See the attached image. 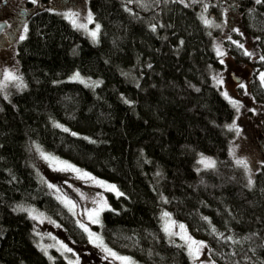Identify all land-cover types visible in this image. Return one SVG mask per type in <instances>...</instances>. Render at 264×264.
<instances>
[{"label":"trees","instance_id":"trees-1","mask_svg":"<svg viewBox=\"0 0 264 264\" xmlns=\"http://www.w3.org/2000/svg\"><path fill=\"white\" fill-rule=\"evenodd\" d=\"M236 1L264 53V0ZM90 9L101 25L97 43L61 15H34L17 49L28 87L10 97L0 88V264H68L39 246L20 204L45 211L76 245L88 243L83 217L32 166L34 143L118 184L123 195L109 192L100 224L90 226L131 264H195L186 243L166 233L164 209L217 264H264V165L247 173L230 153L236 110L214 83L221 58L198 4L91 0ZM76 70L99 83L66 80ZM253 84L264 102L262 82ZM201 154L216 164L201 167ZM85 253L98 264H129L100 247Z\"/></svg>","mask_w":264,"mask_h":264},{"label":"rangeland","instance_id":"rangeland-1","mask_svg":"<svg viewBox=\"0 0 264 264\" xmlns=\"http://www.w3.org/2000/svg\"><path fill=\"white\" fill-rule=\"evenodd\" d=\"M179 1L187 5L198 4L200 8L199 11L204 22L205 20L208 21L206 26L212 37L213 49L217 55L218 50L220 53H222L221 55H218L221 58L222 65L212 70V77L214 83L220 89V91L223 94L227 93V97L225 95L224 96L229 101L237 102V107L233 106L236 110V117L233 122L229 124H235V127L229 129V125L227 126L232 134L230 140V153L236 162L238 160L245 161L247 164V173L253 174L257 171L263 159L257 146V143L261 144L260 140L256 137H252L249 134V122L250 120L256 119V121H258L262 119L264 113V111H262L263 105L262 101H259L253 95L252 91L248 89L247 82L243 80L237 82L230 76V71H234V66L232 64L233 59H229L228 56H225L226 54L223 48L225 40H223L222 36V32H225L227 28L229 15L235 16V18L241 22L240 6L238 8L239 11L234 12L230 5L233 4L234 6H237L236 0H231V2H226L224 0ZM220 1L225 2L224 7L220 6ZM89 14H91V21H89ZM64 17L70 20L71 23L73 22L74 24H77L75 18H71L70 15H64ZM80 23L86 25L85 28L79 27L80 31L87 35L89 39L93 41V43H97L101 25L94 18V15L91 13V11L90 13L88 12L84 16L80 17ZM96 25L100 26L98 30L96 29ZM219 26H223L222 30L218 29ZM93 31H97V36L95 39L91 36ZM247 44H249V41ZM6 72L11 73L19 79H6ZM77 73L79 74V79H72ZM236 76H242V73L239 72ZM66 80L80 82L86 86H95L99 83V81L82 74L78 70L72 72L69 77L66 78ZM27 87L28 82L24 77L17 61H15L13 58L10 60H7L6 58H0V88L5 96L10 97L13 93L26 89ZM45 156L49 157V159H45ZM202 159L205 162L212 163L213 165L216 164V160L213 157L201 154L198 157V163L201 167H205V164L201 163ZM29 160L38 177L43 180V182L52 192L60 196L63 205L72 213H79L83 217L85 224L82 228L84 231L85 228L87 229V231H85L88 236L87 245H76L69 238L66 229L58 221L49 216L45 211L40 210L32 205L20 204L18 209L27 211L34 220L37 243L48 254V256L53 261H55L56 255L62 254L67 257L68 264H98V262L94 263V261L88 259L89 254L85 253L88 251V246L91 245L103 248L105 254L114 260L131 264L129 257H126L128 260L123 261L118 258L123 257L118 255V253L111 251L112 253L116 254V256H113L110 254V252L105 251V248H109L104 243L102 237L90 226V224H100L102 212L109 207L108 195L109 192L114 191L108 190L106 186L115 185L116 189L121 192L118 184L98 177L92 172L87 171L70 161L46 151L37 143H34L30 148ZM68 165H71L72 167L69 168L67 167ZM55 171L65 172L70 176L75 177L79 180L80 185L73 184L70 181L64 182L63 180H55L51 173ZM98 181L103 182L104 186L98 183ZM73 193L76 196H74ZM105 204L107 207H104ZM100 208H103V210L99 212L98 216H96L94 214V210ZM165 213L168 215L165 216ZM90 214H92L91 218ZM161 217L164 229H168L166 233L172 239L176 240L181 238L182 242L186 243L190 255L194 258V260H196L195 264H217L207 253L205 243L192 237L187 226L184 223L178 221L172 212L164 209L162 210ZM94 219H98L99 223H93ZM180 225H184V228L181 229ZM97 237H99V239H97ZM192 241L202 242V244H193ZM189 245H191V249L189 248Z\"/></svg>","mask_w":264,"mask_h":264},{"label":"flooded vegetation","instance_id":"flooded-vegetation-1","mask_svg":"<svg viewBox=\"0 0 264 264\" xmlns=\"http://www.w3.org/2000/svg\"><path fill=\"white\" fill-rule=\"evenodd\" d=\"M224 1L231 2V0ZM90 3L91 0H36L35 3L32 0H0V58L18 60L17 49L23 40L21 37L25 38L30 21L38 12L48 10L63 17L70 15L71 18H75L77 23L72 22L73 26L79 29L80 17L91 11ZM219 4L224 7L225 2L220 1ZM239 6L238 2L237 6L230 5L234 12L239 11ZM240 12L241 22L235 16H228L227 28L225 32H222L223 40H225L223 48L225 56L233 59L234 71H230V76L237 82L241 80L247 82L248 89L252 91L253 82L256 80L261 81L264 87V81L260 79L261 74L264 73V59H261L264 57V53L261 48L260 37H253L246 31L242 21V11L240 10ZM222 27L219 26L218 29L222 30ZM246 41H249V44ZM239 45H243V47ZM237 48L242 49V51L238 52ZM241 53L243 58L240 56ZM239 72L242 73V76H236ZM262 105V111H264V102ZM249 125V134L261 142V144L257 143L263 159L260 168L264 165V113L261 120H250Z\"/></svg>","mask_w":264,"mask_h":264},{"label":"snow or ice","instance_id":"snow-or-ice-1","mask_svg":"<svg viewBox=\"0 0 264 264\" xmlns=\"http://www.w3.org/2000/svg\"><path fill=\"white\" fill-rule=\"evenodd\" d=\"M32 2L35 3L36 0H32ZM256 2H257V3H260V0H256ZM89 21H91V14H89ZM205 23H208V21L205 20ZM78 27L85 28L86 25L81 24V25H78ZM99 27H100L99 25H96V29H97V30L99 29ZM153 30H155V26H153ZM91 36L95 39L96 36H97V31H93V32L91 33ZM21 39H24V37H21ZM239 46H240V47H243V45H239ZM221 54H222V53H220L219 50H218V55H221ZM245 54H248V53H245ZM261 59H264V57H261ZM5 78H6V79H19L18 77H15L14 75H12L11 73H8V72L5 73ZM72 79H79V74L77 73ZM260 79H261L262 81H264V73L261 74ZM224 95L227 97V93H225ZM230 102L233 104L234 107H237V102H236V101H230ZM57 126L59 127V125H57ZM228 127H229V129H232L233 127H235V124H233V125H229ZM64 130H65V131H68V129H64ZM73 135H75V133H73ZM45 159H49V157L45 156ZM52 159H55V158H52ZM201 163H204V164H205V167H212V166H214L212 163L205 162L203 159L201 160ZM237 163H238V164H242V165H244L245 167H247L246 162L243 161V160H238ZM67 167L71 168L72 166H71V165H68ZM62 170H63V169H62ZM73 170H75V169H73ZM85 175H87V174H85ZM98 183H100L102 186H104L103 182H99V181H98ZM50 187H51V185H50ZM106 187H107L108 190L116 192V195H117V196L123 195L122 193H120V192L116 189L115 185H107ZM104 207H107V205L105 204ZM102 210H103V208H100V209L94 210V214H95L96 216H98V215H99V212L102 211ZM91 215H92V214H90V218H91ZM167 215H168V214L165 213V216H167ZM93 223H99V220H98V219H94V220H93ZM81 227H84V226L81 225ZM180 228L183 229V228H184V225H180ZM167 230H168V229L165 228V231H167ZM85 231H87L86 228H85ZM213 231H215V229H213ZM90 239H91V234H90ZM97 239H99V237H97ZM189 239H190V238H189ZM192 243H193V244H197V243L202 244V242H196V241H192ZM189 248L191 249V245H189ZM69 251H70V249H69ZM105 251H108V252H110L111 255L116 256V254H115V253H112L110 249L105 248ZM118 258L121 259V260H123V261L128 260V258H126V257H118Z\"/></svg>","mask_w":264,"mask_h":264}]
</instances>
